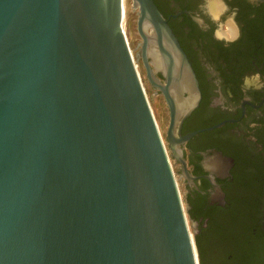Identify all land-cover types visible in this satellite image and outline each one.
<instances>
[{
    "label": "water",
    "instance_id": "95a60500",
    "mask_svg": "<svg viewBox=\"0 0 264 264\" xmlns=\"http://www.w3.org/2000/svg\"><path fill=\"white\" fill-rule=\"evenodd\" d=\"M130 1L135 56L123 0H0V264H200L137 61L170 146L198 82L153 0Z\"/></svg>",
    "mask_w": 264,
    "mask_h": 264
},
{
    "label": "flooded vegetation",
    "instance_id": "af4514ba",
    "mask_svg": "<svg viewBox=\"0 0 264 264\" xmlns=\"http://www.w3.org/2000/svg\"><path fill=\"white\" fill-rule=\"evenodd\" d=\"M153 2L201 94L198 107L172 132V146L168 110L162 138L203 264H264V87L257 90L255 80L244 84L256 73L264 84V0ZM232 10H238L240 36L227 43ZM218 28L225 39L215 37Z\"/></svg>",
    "mask_w": 264,
    "mask_h": 264
},
{
    "label": "rangeland",
    "instance_id": "374dc122",
    "mask_svg": "<svg viewBox=\"0 0 264 264\" xmlns=\"http://www.w3.org/2000/svg\"><path fill=\"white\" fill-rule=\"evenodd\" d=\"M124 8L127 10V41L129 43V47L131 49V52L133 56L138 54L139 51V43H140V37L137 33L136 28V21H137V15L136 11L132 10L131 8V1L127 0L125 3ZM137 70L139 72V75L141 77V81L143 84V87L145 89L147 98L149 100V104L151 106V109L153 111V115L155 117L156 123L158 125L159 131L162 136L165 135L167 128H168V108L166 106V103L163 100V97L161 95H157L155 90L150 86L146 79L145 70L142 66V63L140 59L137 61ZM188 225L191 234H193V230L191 227V223L187 217Z\"/></svg>",
    "mask_w": 264,
    "mask_h": 264
},
{
    "label": "clouds",
    "instance_id": "9594fccd",
    "mask_svg": "<svg viewBox=\"0 0 264 264\" xmlns=\"http://www.w3.org/2000/svg\"><path fill=\"white\" fill-rule=\"evenodd\" d=\"M223 11H224V13L229 12V9H228V6L226 3L223 4ZM237 11L238 10H232L231 15L228 17V22L231 25V28L229 30L230 34L228 35L227 40H226L227 43H234L236 40L239 39V36H240L239 26L236 24V21H235ZM212 19L214 21H218L220 19V17L213 16ZM214 35L218 40L225 39V37L221 35L219 28L216 30ZM260 79L261 78H260L259 73L254 74V76H252V77H245V80H244L245 87L246 88L250 87V81L255 80L257 82V85H256L257 90H259L260 87H264V84L259 83ZM250 127L255 128V127H257V125L253 123L250 125Z\"/></svg>",
    "mask_w": 264,
    "mask_h": 264
},
{
    "label": "bare ground",
    "instance_id": "6f19581e",
    "mask_svg": "<svg viewBox=\"0 0 264 264\" xmlns=\"http://www.w3.org/2000/svg\"><path fill=\"white\" fill-rule=\"evenodd\" d=\"M127 0H123V7L125 6V3H126ZM213 5V4H212ZM213 9V8H212ZM151 57H152V62H153V65L159 69L161 68V63H160V59L158 58V56L155 54V53H151L150 54ZM191 237H192V234H191Z\"/></svg>",
    "mask_w": 264,
    "mask_h": 264
},
{
    "label": "trees",
    "instance_id": "16d2710c",
    "mask_svg": "<svg viewBox=\"0 0 264 264\" xmlns=\"http://www.w3.org/2000/svg\"><path fill=\"white\" fill-rule=\"evenodd\" d=\"M196 245H197V250H198V254H199V262H200V264H203V260L201 258V252H200L199 245H198L197 241H196Z\"/></svg>",
    "mask_w": 264,
    "mask_h": 264
}]
</instances>
